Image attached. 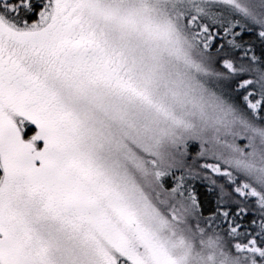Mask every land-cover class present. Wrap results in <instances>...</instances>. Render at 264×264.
<instances>
[{"label":"snow or ice","instance_id":"obj_1","mask_svg":"<svg viewBox=\"0 0 264 264\" xmlns=\"http://www.w3.org/2000/svg\"><path fill=\"white\" fill-rule=\"evenodd\" d=\"M0 264H264V0H0Z\"/></svg>","mask_w":264,"mask_h":264}]
</instances>
